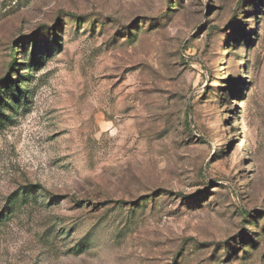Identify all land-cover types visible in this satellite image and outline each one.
I'll return each instance as SVG.
<instances>
[{"label":"rangeland","instance_id":"rangeland-1","mask_svg":"<svg viewBox=\"0 0 264 264\" xmlns=\"http://www.w3.org/2000/svg\"><path fill=\"white\" fill-rule=\"evenodd\" d=\"M11 49L0 264H264V0H0Z\"/></svg>","mask_w":264,"mask_h":264},{"label":"trees","instance_id":"trees-1","mask_svg":"<svg viewBox=\"0 0 264 264\" xmlns=\"http://www.w3.org/2000/svg\"><path fill=\"white\" fill-rule=\"evenodd\" d=\"M14 49H11V53H10V62L8 63V75H6L5 77L0 79V91L5 90L6 92H10L11 88L14 87L16 88V90L19 92L22 90V86L21 83L19 82L18 79H13V76L17 73V71L19 70L20 67H22V65H16V59L13 53ZM34 51V50H33ZM35 53L33 52V55ZM10 73V74H9ZM6 104H8L7 100L5 101ZM3 106V103H0V107ZM34 186L31 185H27L22 187V189L20 190V194L22 195V197H26L27 195H32L37 189H34ZM12 209H8V213L11 212ZM4 218V215L2 214L0 216V221Z\"/></svg>","mask_w":264,"mask_h":264}]
</instances>
